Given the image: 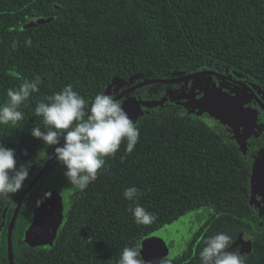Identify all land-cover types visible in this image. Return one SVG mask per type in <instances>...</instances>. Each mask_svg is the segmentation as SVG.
Listing matches in <instances>:
<instances>
[{
  "label": "trees",
  "instance_id": "1",
  "mask_svg": "<svg viewBox=\"0 0 264 264\" xmlns=\"http://www.w3.org/2000/svg\"><path fill=\"white\" fill-rule=\"evenodd\" d=\"M203 68L227 69L264 91V0H0V104L7 89L41 79L40 91L21 106L24 119L0 124V143L15 150L17 167L29 169L21 191L0 196V264H10L8 232L17 208L14 264H117L125 246H141L199 208L209 209L206 223L165 261L199 264L203 240L225 231L235 240L229 251L249 241L241 253L246 264H264V205L259 193L253 202L250 183L264 135L249 139L243 152L233 138L176 105L143 114L134 151L126 153L122 142L87 189L69 191L51 245L23 240L45 176L58 163L54 146L31 135L33 127H44L35 115L40 100L71 84L91 101L108 94L114 78L159 80ZM131 186L143 192L139 204L158 217L154 224L134 223L128 211L134 205L123 196Z\"/></svg>",
  "mask_w": 264,
  "mask_h": 264
},
{
  "label": "clouds",
  "instance_id": "2",
  "mask_svg": "<svg viewBox=\"0 0 264 264\" xmlns=\"http://www.w3.org/2000/svg\"><path fill=\"white\" fill-rule=\"evenodd\" d=\"M25 44L30 47L31 38ZM17 45L18 41L13 40V51ZM40 83V77L36 76L7 89V99L0 104V124H16L24 119L21 106L40 91ZM35 115L42 117L44 127H33L32 137L54 146V157L64 167L66 180L81 192L97 179L99 171L105 169L106 158L114 157L122 142L126 141L125 152L131 154L140 137L139 128L112 95L101 92L89 101L74 91L71 84L40 100L35 106ZM28 177V168L23 164L17 167L15 150L0 143V196L21 191ZM142 195L136 186L123 192L124 198L134 205L128 208L134 223L149 226L158 217L139 204ZM50 196V192H45L43 199ZM43 199L36 201L37 207ZM234 243V238L225 231L207 236L198 253L199 264H246L245 255L239 250L229 251ZM117 264H146L141 258V246H125ZM158 264L170 262L161 258Z\"/></svg>",
  "mask_w": 264,
  "mask_h": 264
},
{
  "label": "rangeland",
  "instance_id": "3",
  "mask_svg": "<svg viewBox=\"0 0 264 264\" xmlns=\"http://www.w3.org/2000/svg\"><path fill=\"white\" fill-rule=\"evenodd\" d=\"M233 76L236 77L233 74H229L227 70L223 71L219 68H203L201 70L193 69L177 72V76L166 77V84L152 82L144 86L143 90L139 93L138 102L152 109L154 105H149L146 101L149 95L163 93L154 100L153 104L162 96H165L170 103L172 101L179 103L196 98L205 90L213 87H221L227 93L239 94L243 97V100L236 105V108L244 116L241 134L245 144L251 138L264 135V91L249 80H241L243 84L237 82V85L233 83L228 85L230 82L225 80L224 77L236 79ZM173 79H182V81L176 84L168 83ZM172 98L173 100H171ZM202 120L218 130L222 135L233 138L228 128L210 119L202 118ZM244 147L245 146L241 148L243 152L245 151ZM259 162L264 164V152L260 154L257 163ZM60 165L61 164L58 166ZM250 183L253 202L258 204L256 200L258 191L254 189L252 176L250 178ZM64 214L65 211L58 221L43 227L35 226L32 219L25 231L23 240L29 246L47 247L51 245L62 226ZM209 215L210 212L208 208H199L187 213L172 224L166 225L160 230L152 233L141 242V258L146 261V264H158L161 258L165 259L180 252L192 240L193 235L199 228L206 223Z\"/></svg>",
  "mask_w": 264,
  "mask_h": 264
},
{
  "label": "water",
  "instance_id": "4",
  "mask_svg": "<svg viewBox=\"0 0 264 264\" xmlns=\"http://www.w3.org/2000/svg\"><path fill=\"white\" fill-rule=\"evenodd\" d=\"M241 77L240 75H237ZM133 78H130V82ZM182 81V79H173L170 84H176ZM152 82H160V80H151ZM145 83V84H147ZM121 80L114 78L111 84L106 88L105 92L110 93L114 86H120ZM143 84V85H145ZM243 97L239 94H231L225 92L221 87H213L205 90L200 96L193 98L185 102H179L178 104L184 109L188 110L189 114L200 116L203 114L208 115L213 120L217 121L220 125L228 128L236 143L242 148L245 146L242 139L241 129L243 126L244 116L238 111L236 105L242 102ZM123 109L127 112L131 120L136 123L137 119L144 113L134 97H129L121 103ZM55 157L52 159L54 160ZM51 160V161H52ZM51 161L49 163H51ZM39 173L37 178L32 182L28 189L37 181V179L43 174L48 164ZM64 167L58 166L55 172L46 179L43 192L40 199L44 198L45 192H50L51 196L47 199H43L41 206L35 208L33 212V221L35 226H49L51 223L58 221L62 217L65 211L64 201L72 189L68 181L64 176ZM253 184L254 189L259 193L261 203L264 205V164L259 162L253 170ZM18 208L14 214V218L11 222L8 232V258L9 263H13V254L10 243L11 228L17 215ZM241 253L248 252L250 249V242L241 240Z\"/></svg>",
  "mask_w": 264,
  "mask_h": 264
},
{
  "label": "flooded vegetation",
  "instance_id": "5",
  "mask_svg": "<svg viewBox=\"0 0 264 264\" xmlns=\"http://www.w3.org/2000/svg\"><path fill=\"white\" fill-rule=\"evenodd\" d=\"M219 69H222L223 71L224 70H227V69H223V68H219ZM227 72H229V74H233L235 75V73L233 72H230L229 70H227ZM236 76V75H235ZM234 77V76H233ZM131 78V77H130ZM130 78L128 79L127 82H123L121 81V84L120 86H114L112 88V92L111 93H108V94H114L113 97L121 104L125 99L129 98V97H134L137 102H138V97H139V93L143 90L144 86L148 85L147 82L151 81L152 79H137V78H133V81L130 82ZM236 79H231L229 77H224L225 80L229 81V82H225V83H229L228 85H230L231 83H233L234 85H237V82H240L242 83L241 80H244L243 78H240L238 76L234 77ZM160 80V83H164L166 84L167 82L166 79H159ZM168 81V80H167ZM147 83V84H145ZM239 83V84H240ZM145 84V85H143ZM150 84V83H149ZM243 84V83H242ZM227 85V84H226ZM115 88H118V89H115ZM163 93H158L156 95H149L147 96L146 98V101L148 102L149 105H154V107L152 109H150L149 107L147 106H143L141 103L138 102V104L140 105L142 111L144 114H150L152 112H154L155 110L161 108V109H174L173 106L176 105V107L178 106V110L180 112H186L187 114H189L188 110L184 109L182 106H180L177 102L175 103V101L173 102H169L165 96H162L155 104H153L154 100L156 98H158L159 96H161ZM164 99V100H163ZM173 100V98L171 99ZM159 107V108H158ZM177 110V109H176ZM194 115V114H193ZM196 116V115H195ZM141 117V116H140ZM139 117V118H140ZM197 117H200L201 119L202 118H206V119H210L211 121L213 122H217L215 120H213L212 118H210L208 115L206 114H203V115H200V116H197ZM138 118V119H139ZM137 119V121H138ZM218 123V122H217ZM59 163H57V165L55 166L54 169L50 170L49 173H47V175L45 176V182H46V179L51 176L55 170L57 169ZM48 169V168H47ZM44 173V172H43ZM45 186V184H44ZM73 188V187H72Z\"/></svg>",
  "mask_w": 264,
  "mask_h": 264
}]
</instances>
